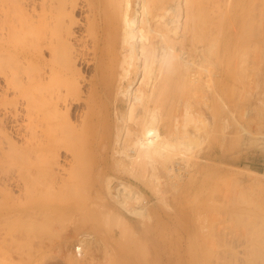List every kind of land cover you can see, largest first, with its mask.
<instances>
[{"label": "bare ground", "instance_id": "1", "mask_svg": "<svg viewBox=\"0 0 264 264\" xmlns=\"http://www.w3.org/2000/svg\"><path fill=\"white\" fill-rule=\"evenodd\" d=\"M243 31L248 35V38L245 37L247 49L239 50L238 58L244 56V51L248 54L252 52L248 50L251 44L253 47L264 45V0H0V220L23 222L22 225L28 224V227L41 224V229L46 224L45 228L48 225L49 229V225L54 223L49 220L61 210L71 211L75 217L73 211L78 210L75 204H56L50 200L47 192L52 194L56 184L57 192L60 191L57 195H62V188L66 189L63 186L70 183L67 185L70 190L66 194L68 196L74 189L75 194L79 187L75 181L83 172L90 176H103L98 188L108 193L106 196L112 203L126 212L140 215L142 203H147L142 199L143 195L124 180L117 179L112 186L114 177H111V173H123L138 179L164 198L169 189L176 190L184 183L183 177H194L204 172L208 159L217 160L225 136L222 129L228 125H233V138L244 149L255 145L264 147V111H261L264 107H258L264 106V89L260 91L262 94L259 90L255 91L264 83V55L261 53L264 52L261 51L264 47L260 50V46L258 49L254 47L261 51V58L259 54L258 59L259 62L262 61H257L261 68L256 67L258 72H254L258 63L254 66L255 62L252 65L251 62L253 58L257 60L256 54L259 52L256 51L255 54L251 47L255 54L251 56L252 59L247 53L242 57L244 63L247 56L251 60L246 62L249 65L244 64L246 67L243 70L247 72L251 69L253 72L252 78L247 76L248 80L244 79L246 82H242L243 86L239 83L242 80L237 82L245 90L244 96L253 86L250 83L253 81L255 84V89L252 88L254 92L251 91L246 96L247 102L240 103L230 99V103L228 91L222 85L228 79L225 68L222 67L223 55L230 49L232 39L235 37L238 40L241 37L239 33ZM236 42L235 40L234 43ZM243 43L242 40V45ZM235 52L234 57L237 54ZM238 61L241 63L240 58ZM207 62L212 65L208 66ZM237 64L239 67L240 64ZM241 67L244 66L239 68ZM235 69L231 74L235 73ZM203 71L206 77H203ZM249 73L250 76L251 72ZM243 76L231 78L236 81L246 77ZM203 78H206L205 82ZM203 84L206 88H203ZM234 87L229 90L230 94L231 91L235 92ZM196 91H200L197 99L200 108L193 114L191 96ZM209 96L220 102L219 106H223L221 109L229 114V119L223 114L225 118H220L219 122L215 114L214 120L212 119L213 144L210 145L211 149H205L209 141L204 147V140L210 132L206 128L210 123L207 124L205 110H209L214 104H209ZM79 159L90 160L93 164L82 170L83 167L80 169V165H76ZM83 161L80 162L81 165L84 164ZM73 164L82 170L78 169L80 174L78 171L75 173L79 174L75 181L70 179L75 185L67 182L73 173L71 170L76 169ZM210 169L207 170L208 173ZM66 174L69 175L65 176ZM80 187L81 191L82 184ZM206 191H209L208 188ZM83 193L79 194L83 196ZM211 193L206 197L210 198ZM215 198L212 199L213 202L217 200ZM139 201L142 207L131 204H138ZM205 201L208 203V199ZM200 208L204 209V206ZM108 209L103 208L102 213L109 212L111 215H107L112 220L116 219V212ZM87 211L90 212L88 209ZM146 211L150 209L143 212ZM102 213L103 220L109 218H105ZM57 218L56 223L61 217ZM89 218L90 216L87 218L80 214L76 220L81 224ZM120 219V223L124 221L126 224V220ZM259 220L258 225L256 222H253L256 225L251 222L253 226L249 224L252 228L248 227L253 232L256 227H264L259 226L264 218L262 222ZM123 223L121 224L124 225ZM33 226L31 229L38 231L25 227L29 233L17 231L18 235L15 234L14 239L20 232L26 238V233L30 238L32 235L31 240L38 236L43 241L44 233L47 236L45 228L41 232L38 225ZM206 228L209 231L211 229L206 226L203 229L205 232ZM213 229V235L211 231L205 233L206 237L198 236L184 247L187 252L190 250L200 255L194 264H230L237 257L240 264H264L262 233V238L251 244L249 239L252 237L244 238V234L235 236L234 233L233 236L231 230L228 231L231 234L229 236L227 231H216V238ZM244 232L245 236L249 234ZM251 232L250 234L253 233ZM89 234L80 232L77 236L79 243L75 246L79 247L78 254L75 246L73 249L75 260L85 254L86 249L83 251V248L86 247L83 244L91 239ZM207 234L216 238L218 242L215 245L221 243L223 235L222 240L228 243V246L225 244L228 255L219 254L215 245L212 248L215 239ZM207 236L211 239H207ZM22 238L21 240H26ZM37 239L34 243H37ZM41 239L38 241L41 242ZM186 239L188 241L187 237ZM175 243L178 249L181 248L180 237ZM79 260L80 258L77 261ZM53 261L46 262L57 264L50 263ZM82 262L81 260L79 264ZM234 263L237 264L238 261Z\"/></svg>", "mask_w": 264, "mask_h": 264}, {"label": "rangeland", "instance_id": "2", "mask_svg": "<svg viewBox=\"0 0 264 264\" xmlns=\"http://www.w3.org/2000/svg\"><path fill=\"white\" fill-rule=\"evenodd\" d=\"M242 33H239V35L241 37L238 38V40L235 39V37L232 39V42H231L232 45H230V47H229L230 49L227 51V54L223 55L224 58L221 56L224 61L226 60L225 62L222 60V64H223L222 67L225 68V71L228 75V79L223 81L222 85L228 91L227 98H228L229 102L231 100L235 99L233 101L237 100L240 103H245V102H247V100H246L248 97L247 94H249L251 91L254 92L253 89H255V84H253V81H252L250 83V85L251 86L253 85L254 87L253 86L250 87L251 90L249 91V93L246 91V95L244 96L245 90H242V86L244 84L242 82H244L246 80L247 76H248V78L251 77L253 72L251 71V69L247 70V72L243 69L246 67L245 65L250 64V63H246V62L251 61L248 59V56H250L249 58H251L252 55L256 54V51H257V53L259 52L258 54H256L257 55L256 61H255V58H253V59L251 58L252 59L251 65L255 62L253 64L255 66L256 62L257 61L259 62V60H260V59H258L260 52L264 51V50L258 51V50L262 49L261 47H264V45H262V46L257 45L256 47L254 45V47L257 49L260 46L259 49L256 50L253 47V44H251V46L248 47L249 48L248 50H252V52L248 51L250 54H248L247 51L246 52L244 51L245 54H244V52H242L244 56H246V53H247V55H248L247 60L248 61L245 60V63H244L243 58H242L244 56H242V57H239L240 61H241V63H240L238 61L239 58L237 56H238V54L242 48H243L242 51L245 48L247 49V44H246L247 41L246 40L248 38V35H245L244 31ZM245 37H247V38H245ZM241 38H243V39H241ZM239 39H241V40H239ZM235 40L237 41L236 43H234ZM242 40L244 42L243 43L244 45H242ZM245 41H246V43H245ZM239 42H240V44H239ZM233 46H234V48H233ZM237 46H240L241 48L238 47V49H237ZM244 46H246V47H244ZM251 47L255 50V54H254V50ZM234 50L237 52V54L235 55L237 58L234 57V52H235ZM231 51H234V52L232 53ZM242 53H240V54L242 55ZM261 53H262V55H264V52H261ZM230 55L232 57H230ZM233 57L235 58V62H234ZM260 58H261V54H260ZM227 59L229 61H227ZM209 60L213 64V60L210 59V57H209ZM261 61L259 63H261ZM225 63H227V64H225ZM237 63L240 64L239 67L242 65L244 67H241L242 69L237 67V65H238ZM212 64H209L208 66H211ZM258 64L255 66V69L252 68V70L253 69L255 70L254 72L259 71L256 68V67H258V68L260 67V64L259 65ZM235 65H236V67H235ZM251 65H250V67H251ZM254 66H252V67H254ZM262 66H264V61H262ZM235 68L239 69V71L236 72ZM234 69H235V73L231 74L234 72ZM256 69L258 71H256ZM230 70H232V72ZM244 71L246 72L245 74H247V73L248 74L247 75L242 74V72H244ZM248 71L251 72L250 76H249L250 73ZM202 74H203V77H206L205 71H203ZM239 74L240 75L242 74L246 77L243 76L244 77L243 79L241 78L240 80H236V81L231 78V76H233V78L234 77L240 78L242 75L240 76ZM237 75H239V76H237ZM248 78H247V80H248ZM203 80L205 82L206 78H203ZM227 81H228V83H227ZM239 81H241V82H239ZM237 82L241 83L242 86L240 84H238ZM254 82L257 83V81H254ZM260 83L261 82L259 81V84ZM234 85H235V87H234ZM236 85H237L238 89L236 88ZM261 85L262 86L259 85L258 86L259 88H256L255 91L259 90V93H261L260 91H262V89H264V83H262ZM205 86L206 85L203 84V88H206ZM231 86H232V88H231ZM233 87L235 88V90H234L235 92L232 93L233 91H231V94H230L229 90L230 89L233 90ZM240 88H241V90H240ZM236 89L238 91L240 90V92H238ZM241 91H243V92H241ZM199 92L196 91V93H194L192 95L193 98L191 96V102H192L191 109H192L193 114L196 111H198L200 108V102L197 101V99L199 98ZM195 96H196V99H195ZM192 99H194L195 101ZM208 102H210L209 104H211V105L213 103L214 104L212 107L209 105L210 109H211V110L209 109L210 111L208 109L205 110V116L207 119V124L210 123V124L206 125L208 132L209 131L210 132L205 137L206 142L204 140V144H203L204 147H206V145H207V147L205 149H209V148L211 149L210 145L213 144V132H212L213 131L212 130L213 122L212 121L215 118V114H216V118L219 120V122H220V118L223 119V118H225L224 116L229 115L227 112H224L223 109H221V108H223V106L222 105L219 106L220 102L213 99L212 96H209ZM197 104L199 106H197ZM214 105H215V107H214ZM194 106L196 108V109L194 108L195 111L193 110ZM258 107L260 108V107H264V106H258ZM213 108H215V109H213ZM217 111H219V112L217 113ZM261 111H264V109H261ZM209 113H210V115H209ZM223 114H225V115L223 116ZM213 115H214V117H213ZM253 116H256V115H253ZM255 118H253V119L255 120ZM228 119H229V116H228ZM229 122H230V120H229ZM210 126H211V128H210ZM228 128H230V129H228ZM222 130H224L225 136H223L224 138H223L222 144L219 148L220 156L217 158V160L213 161V160L208 159L207 160L208 166H206V170L204 172H202L200 174L198 173L194 177L188 176L189 179H188V177H186V178L183 177L184 183H182V185L179 186L176 190L169 189L167 191V193L165 194L164 198H161L157 193H155V191L153 192V190L151 188L144 185V183L138 179H135L129 175L126 176V174H123V173H119V174L118 173H111L112 176L111 175L110 176L114 177L112 186L115 184V182H116L115 180H117V179L124 180L125 182L132 184L131 186L140 195L141 194L143 195V196L142 195L141 196H142V199L144 198L146 200V202H147V203H145L146 205L144 203H142V205H143V207H142V205L140 204V201L138 204H137V202L131 203L133 205L135 204L134 205L135 207L136 206L138 207L139 205H141L139 207H142L143 209H142V213L140 215H135L133 213L126 212L121 207L112 203L110 198L108 196H106L108 193L104 189L100 190L98 188L99 184L102 182V180L104 178L103 176H100V175L98 176V174H92L90 176V174H88V173L83 172L84 173L83 174V173L79 172V171L84 170L85 167L87 168L91 164H93L92 161L90 162V160H87V159H83L84 160L83 161L81 159V161H83L82 163H84L82 165L80 163L81 162L80 159L77 160L79 162V164H78V162L76 164L75 163L76 161H75L74 163L76 165H80V166H78V167H80V169L82 167L83 168H82V170H80L79 168H77L76 165L73 164L74 168L76 167V169L71 170V171H73V173L70 176L71 178L70 177L68 178L67 182H71V180H73V179H74L73 181H75L79 177V174L81 173L80 174L81 177H79V179H77V181H75L76 185L79 186V187L77 186L78 188L76 189V193L74 194V192H75V189H74V190L70 191L73 193V196L71 195L72 193L69 195L70 192L68 193V196H67L66 193L68 190H70V188L69 189L67 188V185L68 184L70 185V183H68L66 186H63V187H66V189L64 188L65 193H64V189L62 188V190H61V188H60V190L62 191V195L60 194L61 196L57 195V194H59L60 191L57 192L58 187L56 184L53 187V189H54V191L52 193L53 195L49 194V192H47V194L49 195L50 200L56 204H60V203H73V204H75V207L76 208L78 207V210L76 209L77 210L76 212L73 211V214H76V216L73 217L71 211L61 210L60 212L56 213V215H55L56 219L54 216L53 219H55V220H53L50 217L51 220H49V221L54 222V223H51V225H49L50 230L48 229V225H47V228H45L46 224H43L45 226L44 227L45 232L47 233V236L44 233L43 241L38 236L34 237L35 238L34 240L33 239L31 240V238H32L31 234H30L31 235V238H30L29 234L26 233V235H27V238H26V236L21 235L20 232H18V233L21 236H25V237L22 238L19 235V236H17V238L15 240L14 236L18 235V234H16L17 231L23 232L22 234H25L24 231L28 232V229L25 230V227L30 228L29 230H32V231H38V230H34V228L31 229V227L33 225L32 226L30 225V227H28L29 225L27 223H26L27 226H25V225H22L23 222H18V223L16 222L15 223L13 220H10V219H8V220H6V219L2 220L1 219L0 220V231H2V232H0V234H1L0 235V264H47L46 261H53V260L54 261L50 262V263L79 264L80 261L82 260L83 264H106V263L107 264H194L195 261L198 258H200V255L198 256V253H196V254L192 253L190 250L187 252V250L185 249L187 247V243L188 242L190 243L196 237L201 236V235H203V237H206L205 233H209L210 231L212 232L213 228H214L213 229L214 237H216V235H215L216 231L219 232L220 230H222V231H220L222 233V232H225V231L228 232L229 230H231L230 232H232V234L234 233L235 236L236 235L240 236L241 234H242L241 236H243V234H244V236H243L244 238H247L248 236L252 237L251 239H249L251 244H252V242L255 243L256 240L259 241V239L264 237V229H262L264 227H261V229H260V227L254 226V227H256L255 229L253 228L255 232H253V230L250 228H252L251 226H253V224L255 222L256 223L260 222L259 219H261V222H262V218H264V216H262V215H264V214H262V213H264V147L255 145L254 146L255 148L249 147V148H247L248 150L246 148L244 149L243 146H241V143L240 142L238 143L233 138V135H232V131L234 132L233 125L230 124V125H228V127H226L225 129H222ZM227 131H228V133H227ZM219 132H221V131H219ZM210 133H211V135H210ZM209 135H210V137H209ZM207 142H208V144H206ZM256 147H257V149H256ZM249 149H252V150H249ZM85 160H87V161H85ZM88 161H89V163H88ZM85 162H87L88 164H85ZM73 165H72V168H73ZM70 169H69V171H70ZM78 169H79V171H78ZM209 169H210V172L208 173ZM77 171L79 172L78 175H76L78 173ZM216 172H218V173H216ZM68 173H70V172H68ZM73 174H75L76 176L74 177ZM207 174H208V176H207ZM68 175L66 174L65 176H68ZM82 175H84L85 178ZM86 177H88V178H86ZM97 177H98V179H97ZM115 177H117V178H115ZM175 179L176 178H173V180H175ZM196 179L198 182L196 181ZM73 181L71 182L72 185L75 183V182L73 183ZM190 181H192V182H190ZM189 182H190V184H189ZM80 184H82V190L84 191V193L82 190L80 191V189H81ZM194 184L196 186H194ZM72 185H71V189H72ZM87 185H90V186H87ZM85 186L88 187L89 190ZM73 187H75V186H73ZM187 187H188V189H187ZM93 188L95 191L97 189L98 192L97 191L94 192ZM207 188L209 191H206ZM180 189H181V191H180ZM182 190H184V191H182ZM212 190H214V194H216V196L213 195ZM77 191H78V195L76 196ZM211 191H212V193H211ZM80 192L83 193L82 194L83 196H81L79 194ZM183 192H185L186 194ZM206 192H208V193H206ZM63 193L66 194V196ZM96 193H98V195ZM153 193H155V195ZM187 193H189V194H187ZM209 193L212 194L211 195L212 198L211 197L208 198V196L206 197V195ZM96 195L97 196L100 195L99 196L100 199H98L99 197H97ZM181 195H182V197H181ZM78 196H80L81 198ZM171 196L173 197V199ZM204 196L206 198H202ZM213 196L217 198V200L215 198V200H216L215 202H213V200H214ZM95 197H97V198H95ZM207 199H208V201H207L208 203H206V201H205ZM227 199H229V200H227ZM149 200H150V202H149ZM209 200H211V201H209ZM203 201H205V202H203ZM87 202H88V204H87ZM99 202H101V203H99ZM92 203H94V204H92ZM166 203H168V204H166ZM202 203H204V204L202 205ZM231 203H233V204H231ZM101 205H103V206H101ZM201 206H204V209L200 208ZM103 208H104V210H106L108 208L113 209L111 211L116 212V214H114V215H115L117 220L116 219L112 220L107 215L109 212H107L105 214L102 213ZM87 209L90 212H88ZM110 209H108V211H110ZM149 209H150V211H146L147 213L143 212V211L149 210ZM100 212L102 214H104V217L105 216L109 217L110 220H109V218L107 219L106 217H105L106 219L103 220V217H101ZM123 212H126V213H123ZM117 213H119V214H117ZM80 214H84L87 218H88V216H90V218L87 219L86 221H84L83 223L79 224L78 219L76 220V218L79 217ZM109 214L111 215V213H109ZM116 215L117 216L120 215V217L119 216L117 217ZM145 215H147V216L144 217ZM57 216L59 218L61 217L60 218L61 222L59 220V222L56 223V221H58ZM259 216H260V218H259ZM119 218H121L120 219L121 221L126 220L125 221L126 224H124L123 223L124 221H122L121 223L124 224V225H122L118 221ZM170 218H172V219H170ZM47 221H48V218H47L46 222ZM74 221H75V223H73ZM106 221H108V222H106ZM251 222L252 223L254 222V223L252 224ZM19 223H21V224H19ZM119 223H120V225H118ZM202 223H204L203 226H202ZM247 223H248V225H247ZM262 223H264V222H262ZM262 223L259 226H261V225L264 226V224H262ZM241 224L243 226H241ZM249 224L251 226H249ZM258 224L259 223H257V225ZM21 225L24 226L23 231H22ZM37 225H38V227H39V225L41 227V224H36L33 227H35V226L37 227ZM205 225L207 227L211 228L210 231L207 230L208 228H206V230L208 232L207 231L205 232V230H203L206 227ZM254 225H256V224H254ZM8 226H10L9 227L10 230H8V228H7ZM121 227H122V229H121ZM245 227H248V229ZM18 228L19 229L21 228V230H17ZM118 228L120 230H118ZM43 229H41L42 230L41 232H43ZM243 230L247 231L249 234L246 232V234H248V235L245 236V232ZM249 230H250V232L252 230L253 233L251 232L252 234H250ZM80 232L90 233L91 235L89 234L90 235L89 238H91V239H87L88 241L85 239L86 242L83 244V246L86 247V248H83V251L86 249L84 251L85 254H83L81 257H79L80 260L77 261L79 258L77 257V260H75L74 257H76V256L74 254L73 249H74L75 244L79 243L77 236H79ZM112 232H113V234H112ZM118 233H119V235H118ZM254 233L255 234L257 233L256 236ZM260 233H262L261 234L262 237L260 236ZM234 234H233V236H234ZM253 234H254V237H253ZM9 235H11V236H9ZM193 235H195V236H193ZM207 235H209V234H207ZM211 235H213V232L211 233ZM211 235H209V236H211ZM229 235H231V234H229V232H228V236ZM8 236L9 237L13 236V237L9 238ZM39 236L43 237L42 235H39ZM209 236H207V239H209V238L211 239V237L214 238L213 236H211V237H209ZM178 237H180V243H181V248H179V249L177 248L176 243H175V241H177ZM186 237L188 238V241H186L187 240ZM18 238H20V239H18ZM21 238L22 239L25 238L26 240L30 239L31 242H30V240H27V242H26V240H21ZM37 238L41 239L42 244L40 241H38L39 239H37ZM216 238H214L215 239L214 244L212 242V248H214L216 246L215 249H217L216 251L219 254H221V255L227 254L228 243H225L226 241L222 240L224 238L223 235H221V238H220L221 241L220 242L221 243L224 242L223 243L224 245H221V243H218L215 245V242H218L216 240ZM36 239H37V243H34V241ZM213 240H211V241H213ZM262 240H264V238H262ZM262 240H261V242H264ZM258 241H256V242H258ZM33 243H34V245H33ZM35 244H38L39 247H37L38 245H35ZM225 244H227V246ZM103 246H105V247H103ZM224 246H226V247L224 248ZM29 247H30V249H29ZM220 248H221V250H220ZM225 250H227V251H225ZM31 251H33V252H31ZM102 251H104V252H102ZM68 252H70L71 254ZM72 254H74V256H72ZM105 254H109V255H105ZM72 258H74V260ZM232 258H234V257H232ZM236 259H237L236 261H235V259L234 260L232 259L230 264H235L234 262H237V261L240 264V259L238 257ZM74 261H76V262H74ZM227 264H229V263L227 262Z\"/></svg>", "mask_w": 264, "mask_h": 264}, {"label": "built area", "instance_id": "3", "mask_svg": "<svg viewBox=\"0 0 264 264\" xmlns=\"http://www.w3.org/2000/svg\"><path fill=\"white\" fill-rule=\"evenodd\" d=\"M79 247V245L75 246V252L76 254H78L77 248Z\"/></svg>", "mask_w": 264, "mask_h": 264}]
</instances>
